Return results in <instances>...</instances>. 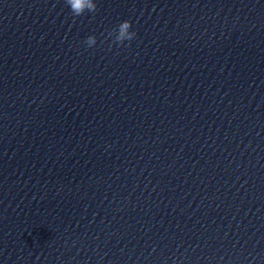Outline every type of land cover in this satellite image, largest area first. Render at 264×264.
<instances>
[{
  "label": "clouds",
  "instance_id": "clouds-1",
  "mask_svg": "<svg viewBox=\"0 0 264 264\" xmlns=\"http://www.w3.org/2000/svg\"><path fill=\"white\" fill-rule=\"evenodd\" d=\"M66 4L70 7L71 13L74 17L82 16L86 11L95 13L97 10V4L95 0H66ZM132 24L129 20L120 22L117 26V37L116 41L119 44H123L124 41H131L136 33L130 31ZM96 37L90 35L87 37L85 43L92 47L96 45Z\"/></svg>",
  "mask_w": 264,
  "mask_h": 264
}]
</instances>
